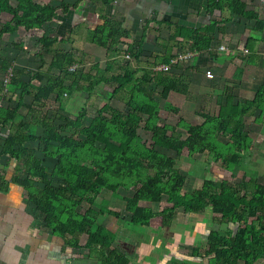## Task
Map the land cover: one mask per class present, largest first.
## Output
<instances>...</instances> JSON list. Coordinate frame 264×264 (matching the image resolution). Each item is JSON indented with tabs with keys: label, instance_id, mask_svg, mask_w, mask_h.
I'll list each match as a JSON object with an SVG mask.
<instances>
[{
	"label": "crops",
	"instance_id": "crops-1",
	"mask_svg": "<svg viewBox=\"0 0 264 264\" xmlns=\"http://www.w3.org/2000/svg\"><path fill=\"white\" fill-rule=\"evenodd\" d=\"M35 1L49 2L58 6L61 1L74 3L76 0ZM232 1L224 0L221 8H215L211 0H81L77 7H70L65 13L59 8L56 9L51 22L56 20L57 23L56 28H52L51 35H57V38L61 39L63 37L61 35L66 34L68 38H71L70 36L75 33L76 37L71 39L74 42L68 45L79 55H85L87 58L91 56L93 62L99 64L92 67L94 70L92 74H95L100 67L108 70L107 74L116 73V68H118L117 73H120L121 69L131 67L133 72L125 77L129 80L125 82L120 80V82L130 83L132 85L130 91L137 92L136 96L140 94L145 96L140 85L142 80L146 79L147 87L157 91L151 96L156 101L159 95L169 103V106L177 108L180 112L191 108L192 111L186 112V115L191 116L192 119L187 120L183 117L188 123L201 125L205 122V115L216 118L229 97L231 112L238 111L240 107L246 108L247 111L242 117V131L246 137L240 149L233 140L234 135L237 134L233 129L234 118L229 120L230 129H216L214 134H206V138L214 141L224 151L223 160L218 163L219 165L224 163L225 177H222L226 179L225 181L231 187L237 183L235 181L248 183V187L253 189L251 192L254 194L256 184L264 185V96L262 95L258 100L255 98L257 90L264 83V0H241L245 4L243 13L230 9L228 3ZM104 20H109L110 26L117 30L114 41L109 40L110 47L115 52L111 57L108 56V50L105 47L86 38L88 30ZM179 27L211 29V33L215 36L213 39L216 40L218 37L221 44L213 46L212 51H210L211 48L192 49L191 43L188 42V38L192 37L187 38L181 35ZM11 33L4 32L1 39ZM41 36L42 34L38 40ZM205 38L209 37L203 35V39ZM137 42L140 49L135 56ZM188 50L195 51V54L185 56ZM46 53L48 52L45 51L40 59L44 58L43 55L46 56ZM177 53L178 55H174ZM51 57L50 53L49 62ZM161 64H168L169 67L164 70L158 69L157 66ZM205 67L212 68L215 73L214 79L204 77ZM166 70L182 74L187 78L186 93L170 90L166 97L161 95L162 85L154 75ZM73 92L77 101L82 96L83 90ZM20 112L23 113L21 108ZM18 117H15L16 121L22 118ZM30 118L32 121L30 130L34 134L42 135L35 130L37 126L40 127L36 124V118L31 115ZM178 128L181 129L180 131L185 130L181 126H177V130ZM33 141H37L36 145L32 144ZM23 145L33 148L34 156L40 159V165L45 166V159L51 158L44 154L38 140H27ZM169 151L174 150L168 148L167 152ZM213 162H216V158H213ZM26 169L27 167L9 155H0V264H100L99 258L91 255L88 248L66 244L63 238L55 235L45 224L43 213L29 198L25 186L11 179L12 177L25 178L28 175ZM203 181L201 179V183L191 189L185 183L182 189L192 192L200 188ZM35 184L41 183L37 181ZM244 190L245 188L241 190V194ZM252 194L248 193L247 198ZM143 202L145 199L140 200V203ZM243 207L244 210L240 207L238 211L243 210V213H248L250 210L248 205ZM262 210L264 212V208ZM182 211H176L175 217L169 224H163L161 221L152 225L154 217H150L146 225L129 221L131 225L127 227V236L122 244L133 251L130 256L134 254L136 247L140 251V241H147L151 251L157 253L154 255L151 252L139 256L138 251L131 256L132 262H129V259L126 261L130 264H168L169 260L174 261L175 258L178 261H176L177 264H181L178 250L187 246L191 250L206 248L210 230H216L225 239H234L236 235L237 231L234 230L238 226L236 216L233 219H221L216 216L214 220L215 214L211 205L200 211ZM249 217L252 218V216ZM262 219L263 221L260 220L256 226L261 232L264 230L262 227L264 217ZM241 224L242 226L239 227H243L244 223ZM115 225L117 224L112 221L107 226L115 231ZM231 225H234L233 230L227 234L225 230L230 229ZM135 226L138 230L140 229L139 231H143L144 237L137 235L132 240V229ZM116 232L118 234V231ZM85 240L86 237L83 240L80 238V243H84ZM152 240L155 244L153 248ZM79 249L86 252L77 255L76 252ZM247 251L238 252L234 264H242L244 258L249 255L252 256L253 264H264V251L257 253L258 250H255V255ZM206 256L204 264H215L214 252H209ZM201 257L197 258L201 260L203 259ZM122 264H125L123 260Z\"/></svg>",
	"mask_w": 264,
	"mask_h": 264
},
{
	"label": "trees",
	"instance_id": "trees-1",
	"mask_svg": "<svg viewBox=\"0 0 264 264\" xmlns=\"http://www.w3.org/2000/svg\"><path fill=\"white\" fill-rule=\"evenodd\" d=\"M80 1L76 0L74 3L61 1L58 6H55L49 2L39 3L35 0H16L15 5L9 4L5 6L6 11L13 16V24L6 23L0 27V39L4 32H13L19 26H23L25 29L41 28L46 22L52 20L57 8L65 13L70 7H77ZM211 1L215 7H221L224 2V0ZM228 6L232 11L243 13L245 4L241 0H233L228 3ZM116 32L117 30L110 26L109 20H104L94 28L89 29L86 38L105 47L108 50V56L111 57L115 52L110 47V42L114 41V37H116L114 34ZM179 32L187 38L192 37L194 40L190 44L192 49H200L204 45L203 35L205 36L208 30L179 27ZM58 39L57 35L43 34L39 38V41L45 50L52 49L53 51L49 65L58 70H63L66 52L60 47L54 46L58 42ZM138 43L135 56L138 55L140 49ZM174 55H178V53ZM98 65L96 62L95 66ZM102 70L103 72L100 75L92 78L90 72L84 73L82 70H79L78 75L70 74L73 78L69 84H65L64 79L58 76L54 82V86L57 87L56 90L52 88H38L30 103L25 102L22 96H20L15 101V104L0 105V127L8 125L10 132L9 136H4L0 155L7 154L9 157L18 160L24 167H27L26 171H29V173L27 172L28 175L25 178L12 177L11 179L25 186L29 198L43 213L45 224L50 227L55 235L60 236L66 244L73 247H86L90 252L97 251L99 253L100 264H122L121 257L123 253L116 247H110L113 234L108 226L99 224L92 231L90 230L93 224L92 218L76 210V207L84 200V196L79 193V188L97 193L103 187L115 190L119 184L128 187L131 183L137 185L140 182L135 187L133 195L124 196L123 199L125 200V208L131 212V222L141 225L148 224L153 213L141 207L138 204L139 200H159L161 193L167 195V200L172 205L158 212L162 216L163 224H169L175 217L176 212H174V208L177 206H182L185 210L200 211L206 208V206L211 205L215 213H220L219 217L221 219H233L235 216L236 218L241 217L245 209L243 205H248L251 212H256V210H260L264 206V185L258 184L255 185L256 192L252 194L251 191L253 189L248 187V183L242 182L234 190L235 187H231L229 183L222 180L217 191L213 187L212 181L205 179L200 188L190 193H183L181 188L185 177L172 168L173 158L155 152V150L150 151L153 152V155L158 156L159 160H162V163L157 166L154 174H148V166L144 164V158L140 152H147L149 149L144 148L141 143V138L137 133L139 125L137 122L129 119L130 113L127 115L123 114L119 108H112L109 104L101 107L90 124L80 130L81 123L78 117L71 118L67 114H59L58 117L62 122L60 125L58 124V129L71 126L74 130L71 135L58 134L56 125L50 120H45L42 135L34 134L30 130L31 118L26 120L22 117L18 121L15 120L16 116L21 115L19 111L22 106L27 108L31 117L36 118V123L40 125L46 118L43 106L44 100L49 98L50 93L56 92L55 94H57V92L61 91L72 92L75 90L84 91L85 89L89 91L101 81L115 80L120 82L121 78L128 77L133 72V69H126L121 73H111L108 75V70L103 68ZM26 71L30 72L28 69ZM82 79L89 80L87 86L84 87L81 83ZM184 79L185 76L174 72L156 78L162 85L161 95L163 97H166L170 90L186 93L188 83ZM142 83L148 84L146 79H143ZM27 84L28 81L26 80L20 83L21 94L25 92L24 89ZM143 86L145 95L149 94V98H151L149 99L151 104L149 105L147 101V107L144 108L139 102L130 103V112L131 115H135L142 111V109L147 110L149 107H153V110L155 109L154 115H147L143 125L145 130L151 132L152 144L173 149L176 154H180L183 148H187L190 153L209 149L216 153L217 156L223 158L224 151L214 141L206 138V134L212 135L216 129H230L228 127L230 118L235 119L233 129L237 134L233 137L234 144L240 149L241 144L245 142L246 136L242 131V117L247 109L240 107L238 111L231 112L230 97L216 118L205 115V122L201 125L188 123L182 118L175 125L159 124L157 122L158 110H156L158 104L151 97L152 94L151 90H148V85ZM116 87L118 88V86ZM1 89L0 87V94L5 96L1 93ZM262 95L264 96V83L257 90L255 98L258 100ZM9 99L11 100V96H9ZM106 108L111 111V116L109 117H106L104 114ZM172 109L177 111L175 107ZM177 126H181L186 130L187 135L185 138L179 137V133L176 132ZM168 130L170 131L169 133H167ZM77 132L82 133L83 138L77 139ZM27 140H38L39 147L41 146L46 156L54 157L57 153H61V158L59 159L62 162L58 163L55 172L62 179V183L54 186L45 180V176H43L45 173H42V170L46 168L39 164L40 159L34 156L33 148L23 145L24 141ZM111 140L117 142V144ZM96 142L108 144L109 147H112V150L103 148L104 150L98 151L96 150ZM84 164L87 166L94 165L97 170L93 175L88 174L87 171L85 172L86 166ZM32 171H35V173L32 174ZM40 173H42V176ZM37 181L43 184L42 187H40L41 184H35ZM243 188L245 190L241 194L240 190ZM248 193L252 194L249 198H247ZM92 200V197H88V201L92 202ZM240 207L243 208L242 211H238ZM110 212L117 214L114 210H110ZM238 232H236V237L239 236ZM82 234H86L84 243H80ZM247 250L248 245L240 241V239L225 240L216 230H210L208 233V249L205 252H214L215 259L216 257L220 258L224 263L234 264L238 252Z\"/></svg>",
	"mask_w": 264,
	"mask_h": 264
},
{
	"label": "rangeland",
	"instance_id": "rangeland-1",
	"mask_svg": "<svg viewBox=\"0 0 264 264\" xmlns=\"http://www.w3.org/2000/svg\"><path fill=\"white\" fill-rule=\"evenodd\" d=\"M9 4L15 5L16 0L0 1V27L6 23L13 24L12 14L7 12L5 9V6ZM215 8H221V7H215ZM210 21L212 20L210 19ZM56 23H57L56 20H54V22L53 21L51 22L50 20V22H46L41 28H35V29L34 28L24 29L23 26H19L16 32H12L11 34L6 35L3 39L0 40V87L2 88L1 93L5 95L2 96L0 94V105L3 106L9 103L15 104V101L18 100L20 96H22V98L25 101L30 102L33 98L34 93L37 91L38 88H52L53 90H56L57 87L54 86V82L58 76L64 79L65 84H69L73 78L72 75L70 74L73 73L78 75V72H80L79 70H82L84 73L87 71L90 72L91 78L96 77L102 73L103 70L102 67H100V69H97L95 74H92L91 72L94 71L92 70V67L95 66L96 62L94 63L93 59L89 55L88 58L85 55H79V53L73 51V49L68 45V43L74 42L71 39L76 37L74 36L75 33L70 36L71 38H68L66 34L61 35L63 37L61 39L59 38L57 43L55 44L53 43L54 46H58L62 50H64L63 48H65L64 51H66V57L63 62V70H58L55 67H52L48 64L50 59V53L53 54V51L52 49L45 50L41 42L38 40V37L40 36V34H42V36L43 34L51 35L52 33L51 30L52 28H56ZM211 32H212L211 29H208V33H206V36H208L209 38L203 39L204 41L202 40L204 44L202 48L204 49L211 48L210 51H212L213 46H219L221 44L218 37L216 38V40H214L215 36ZM45 51L48 53H46V56L43 55L44 58L42 57L40 59V56L44 54ZM126 59L127 58L125 57V60ZM90 61L92 63H89ZM26 69H28L30 72L26 71ZM126 69L132 70L131 67L123 68L120 70V73L125 71ZM110 70L112 69L110 68ZM147 70L149 71L148 67ZM115 72L116 73L118 72V68H116ZM169 73L170 72L167 70L158 75H154V77L159 78ZM186 79L187 78L185 77L184 80ZM25 80L28 81V84L24 89L25 92L21 94L20 83ZM120 80L125 82L128 81L129 79L121 78ZM111 81L110 82L101 81L98 85H95L89 91L85 89L82 92V96L78 98L79 100L77 101H75L77 98L76 95L74 94L75 92L73 91L72 92L61 91L59 93L57 92V94H55L56 92L50 93L49 98L48 99L46 98L44 100L45 103L43 106V111H45L44 116L46 118L43 120V123L40 124L41 126L40 127L37 126L35 130L38 133L43 134V128H44L43 124L45 120L47 121L50 120L52 123L56 125L54 126L57 128L58 134L71 135L74 131L71 126L58 129V126L62 122L58 117L59 114H63V115L67 114L71 118L78 117L81 123L79 127L80 130L81 128L90 124V122L92 121L93 118H95L98 110L101 107L109 104V106H112V108H119L123 114L127 115L130 113L129 119L132 120L133 122H137V124L139 125V127L137 128V133L141 138V143L143 144L144 148L149 149L147 152L146 151L140 152V154L144 158L143 161L144 164L148 166L147 167L148 174H154L157 166L162 163V160H159L158 156L153 155V152L150 151V150H155V152L173 158L172 168L176 169L178 173L180 172L181 174L184 175L185 180L183 185L185 183L188 184L189 189L195 188V185L197 184L199 185L201 183V179L203 180L207 179L212 181L213 187H215L216 190L218 191L221 181L226 180L222 177V176L225 177L224 166H223L224 163L222 165H219L218 163L220 160L221 161L223 160L222 157L221 156L217 157L216 153L214 155V153H211L212 151L208 149L206 151L203 150L204 152L195 151L193 153H190L188 152L187 148H183L181 151V153L183 152L182 154L181 153L176 154V152L174 151L167 152L168 148H163L164 146L161 147L158 144L155 145L152 144L153 139L151 132L149 130H145L143 128V125H144V121L147 118V115H154L155 109L153 110V107H149L147 108V110L142 109V111L136 113L135 115H131L130 112L131 111L130 103L139 102V104L141 103L143 107L146 108L148 101L150 105L151 101L149 99L151 98H149V94L145 95L144 93L145 96L141 94L140 96H136L137 92L130 91V87L132 86L130 83L127 84V82L122 83L115 80L112 82ZM88 82H89L88 79L81 80V83L84 85V87L88 85ZM143 85H148V84L142 83V85H140L142 89L144 88ZM116 86H118V88ZM153 86L157 87L156 85ZM99 88L100 90H98ZM148 90H151L150 91L151 94L153 92H157L156 90L153 89H148ZM9 96H11V100L9 99ZM157 99L158 100L155 102L158 104L156 110H158L157 122L159 124L175 125L177 124L180 118L184 117L185 119L187 118V120L192 119L191 116L186 115L187 113H190V111H192L191 108H187L188 110L185 109L186 111L184 112H180L178 110L175 111L172 109L173 107L169 106V103L166 100H163L159 95L157 96ZM21 109L23 110V113L19 111L20 112L19 114H21L20 116L28 120L31 114L29 113L27 108L21 106ZM104 114L106 117H109L111 116V111L108 110V108H106ZM16 118L19 117L16 116ZM180 130H181L180 128H178L177 130L176 127V132H178L179 137L183 139V137L187 135V132L186 130L183 131ZM169 132L170 131L168 130L167 133ZM9 134L10 132L8 131V125L5 127H0V145L4 141V136L5 135L9 136ZM76 136L77 139L83 138V134L80 132H77ZM111 141L114 142L113 140ZM36 143L37 141H33L32 144L36 145ZM114 143L117 144V142ZM96 145H97L96 150L98 151L104 150L106 148L112 150V147H109L108 144L102 142H96ZM209 153H211V155ZM59 158H61V153H57L54 157L45 159L46 165L44 167L46 169L42 170V173H45V175H43L45 176V180L54 186H57L60 183H62V179L55 172L58 163L62 162L60 161ZM213 158H216L217 163L213 162ZM85 166H86L85 172L87 171L88 174L93 175V173L97 170V168L94 165H89V166L85 165ZM26 172L29 173V171ZM31 173L34 174L35 171H32ZM42 173H40L41 176ZM196 178L197 180H195ZM235 182L237 183L233 184V187H235L234 190L238 188L237 186L238 184H240L239 182L241 181H235ZM78 183L80 184L79 180ZM139 184L140 182L137 185L131 183L129 184L128 187H124L121 184H119L115 190H110L103 187L97 193H92L79 188V193L84 196V200L76 207V210H78L79 213L92 218L93 224L91 225L90 228V230L92 231H94L99 224L108 225V223L110 224L112 221L114 224H117L115 225V231L111 229L112 227L109 228L113 234L112 235L113 240L110 247H116L123 253L121 258L125 262V264H130L129 262H132L133 258L131 256L136 254L139 251V249L138 247H136V251H134V254L130 256V254H132L133 251L129 248L127 249L125 245L122 244L127 236V232H128L127 227L129 224L131 225L130 223L131 212L124 207L125 200L123 198L125 195L132 196L135 187L138 186ZM42 185L43 184H41L40 187H42ZM181 191L183 193L186 192L183 191L182 188ZM88 197L93 198L92 202L88 201ZM138 204L147 211H151L153 213L152 218L154 217L155 219H152L151 222L152 225H156L162 221V216L159 215L158 212L172 206L170 202L167 200V195L165 193H161V197L159 200L145 199V202L143 203H140L139 200ZM263 208H261L260 210H256V212H251V210H249L248 213H243L241 217H237L236 222L238 226L234 228V230H236L237 232L240 230V232H238L239 236L237 237L234 236V238L240 239V241L245 242L248 245L247 252L250 253L251 255L256 254L255 250H258L257 253L264 251V237H263L264 230L261 232V230L259 231L256 228L260 220L261 222L263 221L262 219V217H264V212L262 210ZM110 210H114V212H116L117 214L110 212ZM182 210H185L183 209L182 206H177L174 208V212L182 211ZM214 214H215L213 215L214 220L216 216H220V213L214 212ZM249 216H252V218ZM241 223H244L243 227H239L240 225L242 226ZM233 227L234 225L230 229H227V231L225 230V232L227 234H230L231 231L233 230ZM262 227L264 228V225ZM139 230L138 227L136 226L132 229L133 232L131 234L132 240H134L133 238H135V236L137 237V235H141V238L144 237L143 231L141 232ZM116 231H118V234ZM85 237L86 234H82L80 238L83 240ZM154 240H152L151 242L152 248L153 246H155V244H153ZM225 240H231V238L229 239L227 238ZM206 249H208V245H206V248H194L192 250L188 246L183 247L181 250H178L179 253L177 252L179 255V261L181 264H204L205 263L204 257H207L206 255L208 254L205 252ZM251 250H253V252ZM85 252L86 250L84 251L83 249L81 250L79 249L76 252V254L81 255ZM151 252L154 255H156L157 253L154 252L153 250L151 251V247L148 245L147 241L145 242L140 241V251L137 254H139V256H142L145 253L149 254ZM89 253L99 258V253L97 251H92ZM199 256H202L201 258L203 259L199 260L197 258ZM128 259L129 262L126 261ZM176 261L177 260H175L174 258V261L169 260L168 264H177L178 261L177 262ZM252 261H253L252 256L249 255L248 257L244 258L242 264H253ZM214 263L223 264L224 262L220 258L216 257Z\"/></svg>",
	"mask_w": 264,
	"mask_h": 264
},
{
	"label": "built area",
	"instance_id": "built-area-1",
	"mask_svg": "<svg viewBox=\"0 0 264 264\" xmlns=\"http://www.w3.org/2000/svg\"><path fill=\"white\" fill-rule=\"evenodd\" d=\"M193 41L194 40L192 38H188L189 43H193ZM194 54H195V51L188 50L184 55L185 56H193ZM168 67H169L168 64H161V65L157 66L158 69H167ZM203 74H204V77L207 79L211 80V79L215 78V73L213 72L211 67H205Z\"/></svg>",
	"mask_w": 264,
	"mask_h": 264
},
{
	"label": "bare ground",
	"instance_id": "bare-ground-1",
	"mask_svg": "<svg viewBox=\"0 0 264 264\" xmlns=\"http://www.w3.org/2000/svg\"><path fill=\"white\" fill-rule=\"evenodd\" d=\"M164 70V69H163Z\"/></svg>",
	"mask_w": 264,
	"mask_h": 264
}]
</instances>
